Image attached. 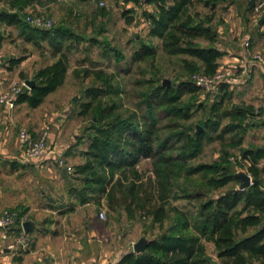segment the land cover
I'll use <instances>...</instances> for the list:
<instances>
[{
  "label": "trees",
  "instance_id": "16d2710c",
  "mask_svg": "<svg viewBox=\"0 0 264 264\" xmlns=\"http://www.w3.org/2000/svg\"><path fill=\"white\" fill-rule=\"evenodd\" d=\"M120 1L154 6V11H143L149 24L147 35L158 39L161 52L176 58L181 68L171 86L163 85L165 71L156 67L155 45L139 39L130 65L149 61L150 68L140 67L141 78L134 80L140 113L127 114L121 109L122 90L111 76L101 68L83 70V78L92 75V80L82 90L87 101L81 103L79 114L91 113V117L84 128L88 142L79 152L82 160L69 172L64 170L69 207L92 203L97 210L104 207L108 213L124 214L148 225L143 228V234L149 236L146 251L129 250L117 264H264V165L259 164L264 146H242L247 129L261 123L255 120L252 105L225 104L231 96L225 85L217 88L216 99L209 106L206 101L197 102L200 89L190 78L213 75L224 55L216 45L212 17L196 10L194 0ZM222 1L202 0L211 9ZM40 2L0 0V49L4 40L1 27L13 26L23 42L40 48L46 41L56 57L34 73L35 85L23 88L15 100L32 108L64 83L68 58L63 47L68 52L71 43L84 39L69 28L42 29L29 24L25 10ZM254 6L246 2L243 10L249 13ZM133 11L123 12L126 25L134 21ZM100 14L107 11L101 7L90 16L95 19ZM89 41L99 43L92 36ZM110 46L106 45L105 56L113 55L118 61L124 58ZM23 59H11V67ZM124 71L130 72L131 66ZM198 110L205 115L189 123ZM197 124L202 128L199 133L194 131ZM214 140L220 143L218 158L194 163L204 144ZM82 141L83 136L78 144ZM231 149H237L238 156ZM141 160L149 161L146 170H139ZM239 168L252 179L242 190L234 176ZM179 199L191 200V210L172 205ZM13 228L10 230L18 234L20 228ZM208 245L214 255L208 252Z\"/></svg>",
  "mask_w": 264,
  "mask_h": 264
},
{
  "label": "rangeland",
  "instance_id": "374dc122",
  "mask_svg": "<svg viewBox=\"0 0 264 264\" xmlns=\"http://www.w3.org/2000/svg\"><path fill=\"white\" fill-rule=\"evenodd\" d=\"M100 2H103V5H100ZM167 2L170 3L171 0ZM194 2L196 10L212 17L211 22L218 34L216 45L222 50H231L229 54L226 52L228 56L233 51L236 52V48L245 37L244 33L246 31H251L254 34L257 30L254 10L253 20L250 15L244 12L243 6H237L236 3L230 2V0L219 2L214 9L204 7L202 0H194ZM2 7L3 4L0 3V8ZM101 7L107 11V14H100L95 19L91 18L90 15ZM128 9H134L133 15H135V19L131 25H126L124 21L123 12ZM144 10L154 11L155 8L152 4L140 6L133 3L125 4L120 0H86L82 2L78 0H41L40 3L26 8V16L29 14H40L45 18L53 20L54 27L69 28L73 32L81 34L84 38L80 43H71L72 48L68 52L63 47V51L66 52L68 58V69L64 83L57 90L48 94L43 102L34 110L35 115L33 116L31 125L34 132L38 131L34 138L38 136L39 130L47 124L49 126L45 127H48L51 133L47 141L49 160H45L44 162L50 169H47L48 167L44 169L43 172H40L42 175L59 177L60 171L57 167L59 159H62L64 167H71L82 160L79 152L86 147L88 142V139L84 135V128L90 124L91 113L80 115L79 112L81 111V103L87 101L83 96L82 90L92 80V75L83 78L84 69L95 70L96 68H101L111 76L112 83L118 85L122 90L120 95L121 109L122 111H127L126 114L134 110L139 112L137 105L139 101L137 96L138 91L136 92L137 88L134 80L141 78V75L138 74L140 67L150 68L149 61L130 65L131 56L139 46L137 42L139 39L151 41L155 45L157 53L156 67L165 71L161 83L167 80L169 81L167 86H171L175 81L174 77L181 67L177 64L176 58L167 57L161 52L160 41L158 39L148 37L149 24L143 17ZM11 29L9 31L5 28L3 29L5 39L8 42L13 38V41H10V43L14 42L11 45L14 49L9 47V50L14 52L16 56L29 54V58L23 62L21 69V72L25 74L17 75L19 80L17 77L13 78V76L10 78V84L14 81L12 85H17L23 90V88L27 87L22 77L34 80V73L41 67L53 62L56 57H53L52 47L46 41L42 43V47L38 48L32 43H26L22 40L18 41L14 37L18 34L16 28L11 27ZM90 36L96 37L99 43H91L89 41ZM134 36H137V38L134 39ZM200 42L206 44V40L201 39ZM66 43L64 42V46ZM107 44H110L111 48H116L124 58L118 61L113 55L109 57L105 56L103 51ZM254 46L258 50L264 48V36H259ZM219 63L221 64L220 61ZM129 66H131V71L125 73L124 69H127ZM235 70L237 72L236 68ZM192 76L190 78L193 81ZM243 79H245V83L237 85L230 91L231 96L225 101V104L230 107L233 105L249 104L255 108V120H258L261 125L247 129L243 137L242 146H264V98L261 97V90L264 89V80L258 79L255 83L249 82L251 79L249 73L244 75ZM199 89L197 102L206 101L207 106H209L216 99L218 90ZM74 96H76L75 102L72 100ZM204 115L202 110L196 111L189 123H196ZM225 122L226 120H224ZM22 126H25L29 130L26 125ZM19 129L17 130L18 134ZM82 136L83 141L78 144ZM69 149H71V153L67 155L66 152ZM219 149V140L205 143L202 152L193 162H211L218 158ZM231 151L238 156L237 149H231ZM148 167L149 161L147 160H141L138 164L139 170H146ZM239 170L245 171V169L240 168L237 171ZM48 184L52 187V192L55 196H61L62 201H65L64 191L66 189H64L63 184L60 182L46 183V186H43L46 190H48ZM172 205L180 209L191 210V200L179 199L172 201ZM100 211L104 213V218L102 219L98 215ZM95 214H97V218L94 217ZM87 216L93 220L95 237L97 244L100 246V254L106 253L105 257L108 261L118 259L123 253L132 250L133 243L141 236H146L149 239L147 234H143V228L148 226L143 221L129 220L124 214H121L119 217L117 214L108 213L104 207L97 210L96 206L93 205L90 208L79 209L62 217L63 222L76 228L82 221L86 220ZM82 232H84L83 229L76 230L78 240L81 239ZM207 250L214 255L210 245H208Z\"/></svg>",
  "mask_w": 264,
  "mask_h": 264
},
{
  "label": "crops",
  "instance_id": "0c3cea01",
  "mask_svg": "<svg viewBox=\"0 0 264 264\" xmlns=\"http://www.w3.org/2000/svg\"><path fill=\"white\" fill-rule=\"evenodd\" d=\"M230 2L236 3L237 6H243L249 0H230ZM253 10L246 14L250 15L254 20ZM262 17L258 18L256 16V32L253 34L251 31H246L244 33L245 37L236 48V52L233 51L228 56L227 54L231 53V50L219 48L224 52L220 59L219 68H231L233 70V76L230 77L229 81L221 84V86H227L229 91L233 90L237 85L245 83V79H243L244 73L241 72L243 68L246 73L250 74L251 79L247 81L255 83L258 79L264 80V74L261 69L248 65L247 59L243 57L244 43L247 40L252 51L258 50L254 43L259 36H264V20L259 24V20ZM11 27L13 26H2L1 28L9 31L12 30ZM14 37L18 41L22 40L18 34ZM10 41H13V38ZM10 41L8 42L5 39L4 34L0 49V92L14 84V81L10 84L11 76L13 78L17 77L19 80L17 75L25 74L21 72V69L23 62L29 58V54L16 56L14 52L10 51L9 47L14 43H10ZM11 48L14 49L13 47ZM18 57H24V59L19 64L11 67L10 60ZM25 79L27 78L25 77ZM261 91V97L264 98V89ZM35 108L29 107L25 102H22L15 103L14 108L9 109L0 103V211L9 209L16 212L18 216L20 212H23V215L19 216V218L34 222L33 228L27 232L30 237V246L25 251L19 248H9L8 239L3 238L4 230L0 229V264H106L109 261L105 257L106 253L100 254V246L97 244L95 237L93 220L89 216L78 226L76 225V228L63 222L62 216L71 214L79 209L90 208L94 204L89 203L70 208L68 196H65L67 191H64L65 201H62L61 196H55L49 184L47 186L48 190L43 187L46 186V183L60 182L66 189L67 179L64 171L66 167L57 166L60 171L59 177L46 176L40 172H43L48 167L44 163L45 160H49L48 152L40 159H25L23 157V145L19 141L17 130L18 128H26L22 126L26 125L29 129L27 131L31 136L37 135L38 131L34 132L31 125L35 115ZM48 132L50 137L51 133L49 130ZM259 164L264 165V158L260 160ZM47 169L50 168L48 167ZM41 187L43 188L41 189ZM94 217L97 218V214ZM17 228H20L18 223L13 229ZM77 229L84 230L81 233L80 240L76 236ZM10 234L15 235L13 231Z\"/></svg>",
  "mask_w": 264,
  "mask_h": 264
},
{
  "label": "built area",
  "instance_id": "2783aa9c",
  "mask_svg": "<svg viewBox=\"0 0 264 264\" xmlns=\"http://www.w3.org/2000/svg\"><path fill=\"white\" fill-rule=\"evenodd\" d=\"M100 5H103V2H100ZM254 11L256 16L262 17L264 15V0H258L255 3ZM25 20L34 27L49 29L54 25V21L50 18H45L41 15L29 14L25 16ZM247 59L248 65L255 66L261 69L264 74V48L261 50L252 51L250 49L249 41L244 43V55ZM246 75V71H241ZM233 76V70L230 68L218 67L216 72L211 75L203 74H194L192 77L196 86L201 89L214 91L224 82L229 81L230 77ZM235 80V79H234ZM21 88L17 85H11L6 90L0 92V103L8 107L9 109L14 108L15 100L21 92ZM19 141L23 145V157L25 159H40L43 158L48 152V138L49 132L48 128H43L38 136L34 138L29 134L26 128H22L18 134ZM59 165L63 166L62 159L58 160ZM67 170H70L71 167L66 166ZM99 217L104 218L103 211L99 212ZM26 219L19 218L18 214L9 209H2L0 211V229L4 230L3 238L8 239L9 248H19L22 251H25L30 246V237L27 232L22 228V223ZM20 224V233L18 235L10 234V229L13 228L16 224ZM119 259V258H118ZM118 259H112L107 264H117Z\"/></svg>",
  "mask_w": 264,
  "mask_h": 264
},
{
  "label": "water",
  "instance_id": "95a60500",
  "mask_svg": "<svg viewBox=\"0 0 264 264\" xmlns=\"http://www.w3.org/2000/svg\"><path fill=\"white\" fill-rule=\"evenodd\" d=\"M253 2L254 0H249L248 2L249 6H252ZM263 20H264V17L260 18L259 24H261ZM162 83L168 85L169 81L164 80ZM24 84L28 89H31L35 85V81L31 79H26L24 80ZM72 100L75 102L76 96H74ZM201 130L202 128L199 125H196L195 132L199 133ZM234 176L239 180V184L237 188L240 190L245 189L252 184L251 176L245 171H241V170L236 171L234 173ZM33 225H34V222L32 220H26L22 223V228L24 229V231L28 232L33 228ZM148 241L149 239L146 236H141L136 242L133 243L132 251L135 253H141V252L146 251Z\"/></svg>",
  "mask_w": 264,
  "mask_h": 264
}]
</instances>
